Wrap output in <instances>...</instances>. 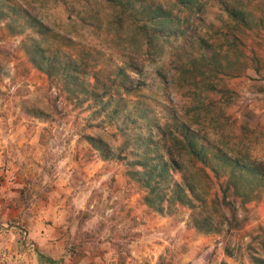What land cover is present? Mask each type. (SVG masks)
I'll return each mask as SVG.
<instances>
[{
  "label": "rangeland",
  "instance_id": "rangeland-1",
  "mask_svg": "<svg viewBox=\"0 0 264 264\" xmlns=\"http://www.w3.org/2000/svg\"><path fill=\"white\" fill-rule=\"evenodd\" d=\"M17 1L55 32L73 38L69 47L64 44L66 51L74 56L92 52L97 67L104 69L98 78L121 63L106 42V5ZM247 1L256 17L263 18L254 28L231 27L233 21L210 0L206 11L190 17L184 37L169 41L157 61L137 54L142 70L135 76L145 87L125 95V107L136 115L148 109L155 120L172 123L174 115L185 120L182 106L192 108L200 100L222 122L232 154L247 152L264 168V0ZM234 34L241 52L229 49ZM23 36L0 18V264H254L248 244L264 232V183L239 208L240 217L249 220L242 231L203 232L195 227L187 205L152 208L144 200L145 189L119 157L121 151L130 152L127 139L135 142L139 136L116 128L127 113L110 123L95 113L98 108L76 106L31 63ZM196 36L225 45L219 58L227 69L202 74L203 68L194 79L189 69L185 75L178 72L190 56L212 53L199 47ZM210 82L231 92L222 103L224 119L218 116L220 94ZM152 131L156 137L155 125L145 135ZM89 135L103 139L109 158Z\"/></svg>",
  "mask_w": 264,
  "mask_h": 264
},
{
  "label": "trees",
  "instance_id": "trees-1",
  "mask_svg": "<svg viewBox=\"0 0 264 264\" xmlns=\"http://www.w3.org/2000/svg\"><path fill=\"white\" fill-rule=\"evenodd\" d=\"M76 1H84L88 6L104 4L110 11V27L105 29V38L111 51L120 55L121 63L109 67L101 78H98V72L104 69L97 67L99 61L90 54L92 52L74 56L66 51L65 45L69 47L73 38L67 33L55 32L49 23L33 16L27 6L17 0H0V18L6 20L9 29L24 35L23 47L31 63L57 84L76 106L88 103L90 107L98 108L95 113L110 123L127 113L116 128L125 135L135 133L139 136L135 142L127 139L126 145L132 146L130 152L121 151L119 157L126 161L131 178L145 189L144 200L149 206L164 211L177 203L187 205L191 208L195 227L206 233L242 231L249 220L240 217L239 208L246 207L254 199L255 186L264 183V168L258 166L247 152L232 154L222 122L214 119L210 105L199 100L192 108L182 106L180 110L185 120L174 115L172 123L155 120L148 109H140L136 115L132 111L126 112L125 107V95L145 87L135 76L142 70L136 61L137 54L145 55L151 62L157 61L169 41L184 37L190 17L206 11L210 0ZM216 1L221 13L234 24L226 23L235 29L254 28L263 21L248 8L247 0ZM82 19L83 24L88 23L86 17ZM196 38L200 39L199 36ZM239 45L240 40L234 34L229 49L241 52ZM199 47L212 49V53L204 51L199 56H190L177 69L181 75L189 69L194 73L191 76L194 79L203 68L202 74L206 71L222 73L228 68L219 58V52L225 48L223 43L201 38ZM228 64L231 66L232 62ZM91 71H94L93 82ZM209 84L217 95L220 94L218 116L224 119L222 103L231 97V92L223 86ZM144 119L147 120L145 125ZM195 124L203 126L196 128ZM151 125L158 130L156 137L153 131L145 135V129ZM212 132L218 133V138L212 137ZM89 138L98 148H103V139L93 135ZM102 151L105 158L110 157L106 148ZM248 249L254 264H264V232L252 238Z\"/></svg>",
  "mask_w": 264,
  "mask_h": 264
}]
</instances>
